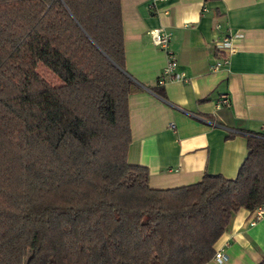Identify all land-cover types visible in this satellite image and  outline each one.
Instances as JSON below:
<instances>
[{
	"label": "trees",
	"instance_id": "1",
	"mask_svg": "<svg viewBox=\"0 0 264 264\" xmlns=\"http://www.w3.org/2000/svg\"><path fill=\"white\" fill-rule=\"evenodd\" d=\"M120 8L0 0V264H206L264 204L260 133L231 178L155 189L128 161Z\"/></svg>",
	"mask_w": 264,
	"mask_h": 264
},
{
	"label": "crops",
	"instance_id": "2",
	"mask_svg": "<svg viewBox=\"0 0 264 264\" xmlns=\"http://www.w3.org/2000/svg\"><path fill=\"white\" fill-rule=\"evenodd\" d=\"M131 144L128 161L147 167L149 186L198 183L204 173L234 177L247 154L246 134L264 137V0H120ZM170 32L184 80L162 73L166 53L149 30ZM229 36L232 49H220ZM219 62L220 65L215 66ZM161 78L163 81L159 82ZM230 97L220 105L221 95ZM236 211L219 247L227 260L259 264L264 215Z\"/></svg>",
	"mask_w": 264,
	"mask_h": 264
},
{
	"label": "built area",
	"instance_id": "3",
	"mask_svg": "<svg viewBox=\"0 0 264 264\" xmlns=\"http://www.w3.org/2000/svg\"><path fill=\"white\" fill-rule=\"evenodd\" d=\"M150 36L152 39L153 45L159 46V48L163 49L166 53V59L165 66L162 69V73L165 74V76H168L172 79H177L178 81H183L185 76V72L178 71L177 69V58H175L172 51L168 50L169 48V40H170V32H165L163 28L161 27H154L153 29L149 30ZM218 48L220 49H232V43L230 41L229 36H225L223 38V41L219 44ZM220 65L219 62L215 63V66ZM159 82H162L163 80L161 78L158 79ZM221 99L218 100V103L220 105H228L230 102V97L227 94H223L220 97ZM264 215V204H258L256 208L252 210V216L250 217V224L254 225L262 216ZM223 247H218V250L214 252L212 259L215 262H222L227 260L226 253L224 252Z\"/></svg>",
	"mask_w": 264,
	"mask_h": 264
},
{
	"label": "rangeland",
	"instance_id": "4",
	"mask_svg": "<svg viewBox=\"0 0 264 264\" xmlns=\"http://www.w3.org/2000/svg\"><path fill=\"white\" fill-rule=\"evenodd\" d=\"M38 70L40 71V73L43 76L51 78V75L48 72L45 71V69L42 67V65H38Z\"/></svg>",
	"mask_w": 264,
	"mask_h": 264
}]
</instances>
